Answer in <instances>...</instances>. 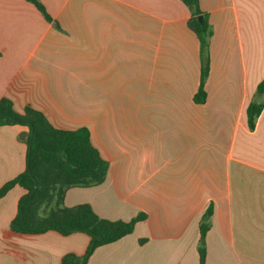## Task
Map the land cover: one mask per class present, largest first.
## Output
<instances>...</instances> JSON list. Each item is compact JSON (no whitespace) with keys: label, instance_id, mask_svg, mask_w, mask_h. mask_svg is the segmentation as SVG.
Returning <instances> with one entry per match:
<instances>
[{"label":"crops","instance_id":"0c3cea01","mask_svg":"<svg viewBox=\"0 0 264 264\" xmlns=\"http://www.w3.org/2000/svg\"><path fill=\"white\" fill-rule=\"evenodd\" d=\"M0 0V99L56 128L87 126L107 161L104 183L71 188L134 232L97 248L88 264H199L200 223L213 205L207 264H264V109H246L264 78V0H200L210 15L207 100H193L200 41L180 0ZM56 23L60 29L56 27ZM28 127H0V188L26 170ZM26 191L0 200V264H62L86 233L12 229Z\"/></svg>","mask_w":264,"mask_h":264},{"label":"trees","instance_id":"16d2710c","mask_svg":"<svg viewBox=\"0 0 264 264\" xmlns=\"http://www.w3.org/2000/svg\"><path fill=\"white\" fill-rule=\"evenodd\" d=\"M28 1L48 22H52L53 19L41 0ZM180 1L191 11L188 28L200 41L201 76L193 100L196 104H204L207 100L206 82L211 69L210 41L214 30L210 15L202 10L200 0ZM201 16L202 21L199 19ZM56 27L60 29L57 23ZM261 80L254 99L246 109L251 130L255 129L257 119L264 109V78ZM14 125L28 127L30 132L26 170L0 188V200L16 186L26 191L12 221L14 231L38 235L56 231L64 236L77 232L86 233L91 239L86 253L82 256L69 254L61 262L88 264L97 248L132 234L136 224L146 220L145 213L138 214L130 221L109 220L100 217L90 204L65 206L64 199L69 189L99 186L104 183L109 171L110 163L93 145L89 127L83 126L76 130L56 128L43 112L31 105H27L23 113H19L11 99L1 97L0 127ZM213 212L211 205L200 223L199 264H207L205 241Z\"/></svg>","mask_w":264,"mask_h":264},{"label":"water","instance_id":"95a60500","mask_svg":"<svg viewBox=\"0 0 264 264\" xmlns=\"http://www.w3.org/2000/svg\"><path fill=\"white\" fill-rule=\"evenodd\" d=\"M199 19H200V21H202V20H203V17L201 16ZM36 187H37V186H36Z\"/></svg>","mask_w":264,"mask_h":264}]
</instances>
